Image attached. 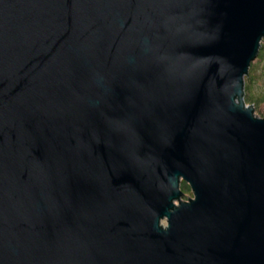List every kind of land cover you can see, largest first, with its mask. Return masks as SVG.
Returning <instances> with one entry per match:
<instances>
[{"label": "water", "instance_id": "95a60500", "mask_svg": "<svg viewBox=\"0 0 264 264\" xmlns=\"http://www.w3.org/2000/svg\"><path fill=\"white\" fill-rule=\"evenodd\" d=\"M262 40L264 0H0V264H264Z\"/></svg>", "mask_w": 264, "mask_h": 264}, {"label": "trees", "instance_id": "16d2710c", "mask_svg": "<svg viewBox=\"0 0 264 264\" xmlns=\"http://www.w3.org/2000/svg\"><path fill=\"white\" fill-rule=\"evenodd\" d=\"M244 102L251 104L255 112L264 116V40L256 59L249 67L248 74L244 77ZM180 189L188 191L184 183H181Z\"/></svg>", "mask_w": 264, "mask_h": 264}, {"label": "rangeland", "instance_id": "374dc122", "mask_svg": "<svg viewBox=\"0 0 264 264\" xmlns=\"http://www.w3.org/2000/svg\"><path fill=\"white\" fill-rule=\"evenodd\" d=\"M246 105L251 106V104H246ZM254 114H255L256 117H260V118L264 117L263 115H260L258 112H255ZM183 193H184V196L181 199L182 201H187L189 198H192V192L190 191L189 188H188V191H185V192L183 191ZM174 203L177 204L178 202H174ZM161 224L165 225V221H162Z\"/></svg>", "mask_w": 264, "mask_h": 264}]
</instances>
